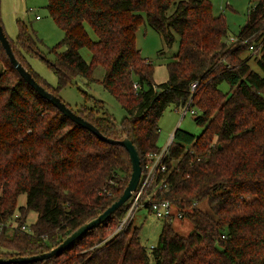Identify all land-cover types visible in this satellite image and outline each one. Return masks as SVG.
Returning a JSON list of instances; mask_svg holds the SVG:
<instances>
[{
	"label": "trees",
	"instance_id": "obj_1",
	"mask_svg": "<svg viewBox=\"0 0 264 264\" xmlns=\"http://www.w3.org/2000/svg\"><path fill=\"white\" fill-rule=\"evenodd\" d=\"M250 1L247 21L231 42L224 16L213 13L209 0H47L64 33L49 49L53 60H46L56 74L54 86L31 69L25 56L39 53V41L16 21L15 39L8 38L13 55L48 92L58 96L77 77L88 84L102 66L99 81L127 116L117 123L90 93L92 105L72 110L104 136L130 139L141 165L160 149L158 121L167 106L193 107L202 130L195 135L175 127L163 173L167 184L150 194L154 201L169 200L190 221L188 234L174 230L171 216L160 219L149 251L135 226L113 233L130 198L56 255L10 264H264V0ZM144 18L166 44L174 32L178 37L176 54L165 63L168 77L158 84L136 46ZM251 44L259 46L257 53ZM83 46L89 61L79 52ZM252 55L261 72L248 65ZM224 81L227 92L219 87ZM130 171L122 145L63 116L16 72L0 42L1 258L56 247L120 196ZM21 193L26 201L18 206ZM29 211L36 219L27 225Z\"/></svg>",
	"mask_w": 264,
	"mask_h": 264
},
{
	"label": "rangeland",
	"instance_id": "obj_2",
	"mask_svg": "<svg viewBox=\"0 0 264 264\" xmlns=\"http://www.w3.org/2000/svg\"><path fill=\"white\" fill-rule=\"evenodd\" d=\"M213 6L215 15L221 14L224 16L227 24L228 40L236 36L239 29L246 23V13L248 7L253 4L250 0H209ZM47 0H0V22L4 29L7 38L14 40L17 34V22H23L28 26L29 30L34 32L38 42L39 53L36 55L26 54V59L34 72H38L42 78L50 86L56 84V74L49 67L46 60H53L54 56L49 49L63 38V30L55 23L49 10H47ZM38 16V17H36ZM86 30L89 36L94 39L95 36L89 26L86 24ZM173 41L171 44H166L158 32L154 31L146 22L145 18L137 27L135 32L136 46L141 55L146 57L154 68L153 82L160 83L167 79L168 71L165 63L172 60L176 54L178 47L177 34L173 33ZM64 49V46L60 50ZM80 54L89 61L91 55L87 47L83 46L80 49ZM248 51L244 55L249 56ZM248 65L257 72H261L254 60V55L249 58ZM104 74L102 66L98 65L94 69V81L86 82L82 77H77L73 82L68 83L65 87L59 90L58 96L71 109L80 108L84 103L93 104V100L87 97L90 93L95 98L104 101L107 113L114 116L115 121L120 123L123 117L127 116L128 112L110 95L108 90L99 81ZM220 89L223 92L229 90V84L224 81L220 84ZM190 109L182 113V108H176L169 105L162 112L158 121L160 129L156 144L159 148L165 147L173 134L175 127L182 128L187 132L198 135L202 128L194 121V116L190 113ZM195 110V109H194ZM26 194L21 193L17 199V205H24ZM202 207H205L201 203ZM176 209L172 206V213L175 215ZM36 219V213L29 211L25 219V224L30 225ZM174 230L180 235L185 236L191 229V223L185 218L173 216L171 218ZM161 220L150 211L148 207H139L132 218L131 225L138 228L139 239L147 251L155 245L158 240V234L161 227Z\"/></svg>",
	"mask_w": 264,
	"mask_h": 264
},
{
	"label": "water",
	"instance_id": "obj_3",
	"mask_svg": "<svg viewBox=\"0 0 264 264\" xmlns=\"http://www.w3.org/2000/svg\"><path fill=\"white\" fill-rule=\"evenodd\" d=\"M0 42L4 48V51L9 57L10 63L15 68L16 72L26 81V83L34 89L36 93H38L42 98L53 104L63 116L69 118L74 123L79 125L82 128L91 131L98 139H102L110 144H118L122 145L127 154L128 158L131 161V171H130V178L127 185L122 190L123 192L120 196L113 201L110 205L107 206L99 215L96 217L87 220L86 223L82 224L74 231L71 232L68 236L65 237L56 247L41 253V255H33V256H26V257H18L12 256L11 258H1L0 257V264H10L11 262H26V261H41L43 259L52 257L56 255V253L66 249L68 246L71 245L73 241L78 239V237L82 236L86 233L87 230L97 227L101 224L104 220H106L112 213L116 211L122 204H124L128 199L131 198L134 190L137 188V185L140 181L141 177V160L139 159L138 151L131 142L130 139L124 137L123 139H111L104 136L100 131H98L89 121H87L84 117L77 115L68 105L65 104L64 101L54 95L53 93L48 92L44 87H42L35 79L32 77L31 73L28 72L22 64L14 57L10 42H8V38L4 33L3 27L0 24Z\"/></svg>",
	"mask_w": 264,
	"mask_h": 264
},
{
	"label": "built area",
	"instance_id": "obj_4",
	"mask_svg": "<svg viewBox=\"0 0 264 264\" xmlns=\"http://www.w3.org/2000/svg\"><path fill=\"white\" fill-rule=\"evenodd\" d=\"M38 17V16H36ZM238 36H233L229 39V41L233 42L237 40ZM249 50L253 53H257L259 51V46H255L253 44L249 45ZM134 89H139L140 84L137 82L133 83ZM196 86V83H192V88ZM186 108L183 107L182 113L185 114ZM197 111L194 109H190V113L193 115L197 114ZM173 140V134L170 136L169 141L165 147L160 148L157 152L148 153L145 155L144 163L141 168V177L140 181L137 185V188L134 190L131 195V202L129 207L127 208L124 215L118 221V225L113 233H117L122 229H125L128 225L131 224L132 218L135 215L137 209L141 206H145V202H148L150 211L155 214V216L159 219L166 216H176L182 218L181 212L176 210L175 215L172 213V205L171 202L167 199H161L158 201H154L151 199L150 194L155 193L156 190H160L166 186V177L163 173L167 170L166 158H168L169 146ZM150 191V193H147ZM17 216V215H15ZM23 229L26 228V225L22 226ZM152 247V246H151ZM150 247V248H151Z\"/></svg>",
	"mask_w": 264,
	"mask_h": 264
}]
</instances>
